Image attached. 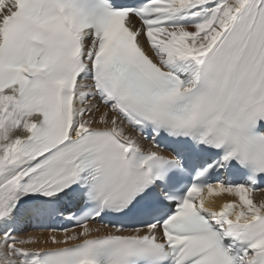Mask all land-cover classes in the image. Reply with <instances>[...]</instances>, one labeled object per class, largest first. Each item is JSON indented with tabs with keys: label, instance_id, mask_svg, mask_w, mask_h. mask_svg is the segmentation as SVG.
<instances>
[{
	"label": "snow or ice",
	"instance_id": "obj_1",
	"mask_svg": "<svg viewBox=\"0 0 264 264\" xmlns=\"http://www.w3.org/2000/svg\"><path fill=\"white\" fill-rule=\"evenodd\" d=\"M0 264H264V0H0Z\"/></svg>",
	"mask_w": 264,
	"mask_h": 264
},
{
	"label": "bare ground",
	"instance_id": "obj_2",
	"mask_svg": "<svg viewBox=\"0 0 264 264\" xmlns=\"http://www.w3.org/2000/svg\"><path fill=\"white\" fill-rule=\"evenodd\" d=\"M262 195V194H258V197ZM37 235H39L41 237V239L45 238L47 236V233H37ZM44 246V245H41Z\"/></svg>",
	"mask_w": 264,
	"mask_h": 264
}]
</instances>
